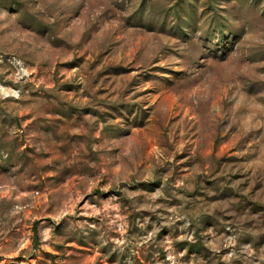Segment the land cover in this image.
Here are the masks:
<instances>
[{
  "label": "rangeland",
  "instance_id": "rangeland-1",
  "mask_svg": "<svg viewBox=\"0 0 264 264\" xmlns=\"http://www.w3.org/2000/svg\"><path fill=\"white\" fill-rule=\"evenodd\" d=\"M0 264H264V0H0Z\"/></svg>",
  "mask_w": 264,
  "mask_h": 264
},
{
  "label": "trees",
  "instance_id": "trees-1",
  "mask_svg": "<svg viewBox=\"0 0 264 264\" xmlns=\"http://www.w3.org/2000/svg\"><path fill=\"white\" fill-rule=\"evenodd\" d=\"M33 231H34V233H36V230L35 229H33Z\"/></svg>",
  "mask_w": 264,
  "mask_h": 264
}]
</instances>
